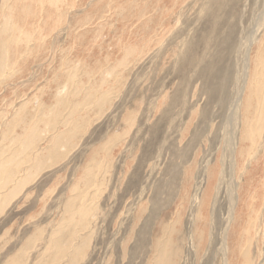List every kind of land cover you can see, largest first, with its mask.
<instances>
[{
  "label": "rangeland",
  "instance_id": "obj_1",
  "mask_svg": "<svg viewBox=\"0 0 264 264\" xmlns=\"http://www.w3.org/2000/svg\"><path fill=\"white\" fill-rule=\"evenodd\" d=\"M40 8L34 6L36 16ZM263 10L264 0H75L53 35L49 21L44 37H32L39 40L31 52L23 51L25 43L17 55L12 51L17 66L10 78L0 77V165L8 156L21 165L0 175V264H155L164 249L174 264H237V234L255 197L250 241L240 245L250 264H264V120L260 139H247L236 182L226 144L231 134L224 131L244 80L246 49L237 53L238 46L248 39L254 56L264 40ZM25 20L31 19L19 22ZM2 33L0 41L8 33L3 25ZM130 43L133 52L123 56L120 46ZM78 68H98L99 77L108 69L115 78L76 81L45 127L41 115L54 109L58 85L80 77ZM24 105L23 123L8 127ZM25 122L44 128L42 142L22 143ZM79 123L85 124L62 141ZM239 135L240 127L238 146ZM57 139L66 149L53 145ZM103 156L98 174L94 166ZM208 169L217 174L198 236ZM242 186L245 204L230 231L229 207Z\"/></svg>",
  "mask_w": 264,
  "mask_h": 264
},
{
  "label": "bare ground",
  "instance_id": "obj_2",
  "mask_svg": "<svg viewBox=\"0 0 264 264\" xmlns=\"http://www.w3.org/2000/svg\"><path fill=\"white\" fill-rule=\"evenodd\" d=\"M0 2L2 4V7L0 5V13H1V15H0V20H1L0 28L3 25L4 29L6 28V30L8 32L6 34L7 35L6 39L1 38V41H0V77H2V76L8 77L9 76V78H10L12 73L14 72V67L17 66V62H18V60L12 61V51H14V55H17L19 53V51L21 50V47H23V44L25 43L26 46H24L23 51L29 52L30 49H32V48H30L31 44H34L39 40V39H35L32 37L33 36L34 37H40V38L44 37V35H41L43 32V26L45 28V24H47L49 21H50V23H48L47 28L49 31H51V33L48 34V37L53 35L54 34L53 31H55L58 27L66 24V22H65L66 15H68L69 9L75 8V0H0ZM36 3H37V5H36ZM34 6H37V8L41 7L40 8L41 14L39 13V15L36 16V14L34 12L37 9H34ZM32 9H34V10H32ZM72 11H74V10H72ZM43 12H44V15H42ZM263 12H264V10L259 15L260 21H263L262 20L263 19ZM28 16L30 17L31 20H29L28 22H27V20H25L24 24L22 22H19L20 19L22 21L25 18H29ZM87 21H89V18ZM260 21H259V23H260ZM88 23H90V22H88ZM88 23L86 24L87 26H88ZM81 24H83V22ZM86 25H84V26H86ZM32 31H33V33H32ZM35 34H39V36H36ZM0 35H3V33ZM46 37H47V35H46ZM98 40H99V38L96 39V42H98ZM121 42L125 43V39L123 38V40H121ZM133 44H135V43H133ZM133 44L130 43V45L126 49L123 46H120L121 50H122L121 52H123V56L126 54V52H129V51L133 52V50H134ZM250 44H251L250 41L247 39V40H245V42L243 44L240 42V44L238 46L237 53L242 52L243 50L245 51V49H246V52L244 53L245 61H244V65H242V68L244 70V72H243L244 80L242 83V88L236 90L238 93V96L235 98V100L233 102L231 100L229 102L228 115H227L226 123L224 126V131L231 134L230 141H229V143L226 142V144L228 146V161H229V165H230V175H231L232 181H235V182H236L235 179L238 175V172L243 169L242 163H243L245 157H247L244 155L245 154L244 152H245L246 146H247V143H246L247 139H252L253 136H255L254 137L255 139H256V136H258L257 137L258 140L260 139L261 130L259 131V126L261 124V128H263L262 121L264 120V95L262 94V88L264 86V40L261 41L259 44H257V47H256L257 49L254 52V56H252L251 52L248 50L251 47ZM48 51H51V50L48 49ZM22 57H23V55H22ZM105 59H106V57H105ZM81 62H82L81 60H77L76 63H74V64H81ZM75 70H79V73L81 72L80 68L74 69L73 71L75 72ZM101 72L102 71H98V68L95 70L91 69L88 72H86L84 69V73L81 72L82 74H79L80 77H77L76 73H74V74L70 73L71 75L68 76L70 78L67 79V81L65 80V82L62 83L61 85H58L57 89L54 92L55 93V99L53 102L54 104L52 105L54 107V109L49 110V113L46 112L45 114H42L40 117V121H41V119H43L42 117H45V119H43L41 122H43V121H47L48 123L51 121L53 122L55 120V118H57L58 110L60 108H63L66 105L64 102L65 101L64 99L67 97L69 92H71V89H72L71 87L75 84V82L79 81L80 85H82L83 82L85 84L87 82V84H88L89 83L88 80L90 78L99 77V74ZM17 73H15V74H17ZM102 74H103V76L99 77V78H101V80L99 79L101 84H105V83H107V82H109L115 78V74L113 75L111 73V71L108 69H105ZM66 78H67V76H66ZM6 79H8V78H6ZM58 79H59V77L58 78L56 77L54 80V83H57ZM223 82H225V81H223ZM222 88L223 87H221V90L223 91ZM73 89H76V88L73 87ZM94 90H95V88L93 89V92H94ZM98 99H97V101H98ZM93 100L95 101V99H93ZM32 101H34V105L37 106L36 107L37 110L40 109L39 108L40 106H41V108L43 107V104H41V100L39 99V96H36L35 98H33ZM222 105L223 104H221V106ZM26 107H28V106L24 105L18 110L16 115L12 118L11 122L9 123L8 127L13 128V126H15V123H23V117L25 116V114H26L25 112L27 111ZM53 107H50V108H53ZM36 109H35V111H36ZM241 112H242L241 116H238V113H241ZM40 121H38V122H40ZM33 122L28 123V124L25 122L26 127L24 129V132L26 135L24 137H22V139L24 140V141H22V143H27L28 147H32L33 143H35V141L37 139H40L41 140L40 142H42L43 134H44V136H46V133L43 131L44 128L42 130H39L40 128L36 129L35 128L36 126L34 127ZM43 124L45 127L47 126V124L45 122H43ZM83 124H85V123H79L73 129H71L72 127L70 126L71 132H69V134H68L69 136L68 137L66 136L65 137L66 139L61 138V140L65 141V143L67 141H69L70 135H74V133L76 131L80 130L81 125L83 126ZM239 127H240V135H239L240 137L238 139V143H239V146H238L235 144V135H236V128H239ZM229 130H230V132H229ZM54 136H56V135H54ZM59 140L57 139L56 142H53L54 143L53 145L59 147V145L61 144L60 148L62 150L66 149V146H64L65 143H60L62 141L59 142ZM253 143H256V140H254ZM253 145L254 144H252V147H253ZM253 148H251L250 154L252 153ZM223 154H224V152H223ZM7 158L8 159L6 161L4 160L5 161L4 165H0V175H5L7 173V171H9L10 169H13V168L18 169V165H21L19 161H16L11 156L10 157L8 156ZM223 160H224V157H223ZM223 160H220L218 162V164L220 166H223V163H224ZM102 161H105V162L107 161L106 156L101 157L100 160L97 162V164L94 166V169H99L98 174L100 173L101 169L104 167V166H102L103 164H101ZM5 163L9 164V165H6ZM14 164H15V166H14ZM252 166H255V163H253ZM250 173H251V171L246 174V177H245L246 181H247L248 177L250 176ZM216 174L217 173H216L215 169H212L210 172L208 169V172L206 175L208 178L207 179V181H208L207 191H205V195L203 196L202 203H201L200 210H199V216H198V220L199 219L201 220V221H199L200 222V228L197 231L198 236L199 235L202 236L204 234V228H203L204 222H206L208 220V217L205 214V211L209 205L208 204L209 202L207 201V196L209 195V190L210 189H211V191L213 190V184H214V181L216 179ZM92 175L93 174L91 173V171H88L86 176L84 177L85 180H87V181L90 180ZM28 176H30V174ZM28 176H26V177H28ZM21 182H23V180H21ZM91 186H93V185H90V186H89V184L85 185V187H87V188L91 187ZM262 186H263V190H264V185L262 184ZM187 188H185L186 189L185 193L187 192ZM242 188H243V186L235 188L234 191L237 192L238 199L235 203H232V205H230V207H229L230 215H229V220L227 221V224H228L230 231L232 230L231 228L233 226V225L231 226L232 222L235 223L236 219L239 216V211L241 210V209H239L240 203L245 204L244 199H245L246 195H244V199H243L242 198ZM249 200H250V202H249ZM249 200H248V203L250 204V207L248 210H250L252 214L250 213V217H248V214L246 216V214L241 213L242 218H245V216H246L248 223L246 224V228L241 229L242 231L240 230L241 232L237 234V241H236L237 244L235 246V249L239 254V259L237 258L238 259L237 264H250V256L248 255L247 251L245 250V247L243 245H240L241 240H243L245 242V244H247L250 241V237H251V233H252V226H253V223L255 222V219L257 216L255 213L256 211L254 209L255 205H253V204H256L258 202L257 197L251 198ZM228 202H229V204H231L230 198L228 199ZM248 205H247V207H248ZM237 213H238V215H237ZM80 216L82 219H84V218H86L87 214L82 213V211H81ZM234 244H235V242H234ZM235 249H233V250H235ZM158 253H159V256L156 255L155 264H174V263H172V260H170L167 256L169 253V251L167 249H164V251H160V252L158 251ZM231 264H233V261Z\"/></svg>",
  "mask_w": 264,
  "mask_h": 264
}]
</instances>
